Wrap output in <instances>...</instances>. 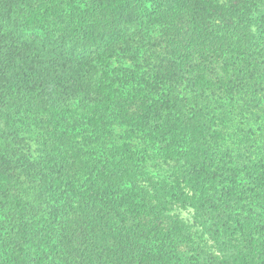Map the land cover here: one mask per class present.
<instances>
[{"label": "trees", "instance_id": "trees-1", "mask_svg": "<svg viewBox=\"0 0 264 264\" xmlns=\"http://www.w3.org/2000/svg\"><path fill=\"white\" fill-rule=\"evenodd\" d=\"M0 264H264V0H0Z\"/></svg>", "mask_w": 264, "mask_h": 264}, {"label": "rangeland", "instance_id": "rangeland-1", "mask_svg": "<svg viewBox=\"0 0 264 264\" xmlns=\"http://www.w3.org/2000/svg\"><path fill=\"white\" fill-rule=\"evenodd\" d=\"M178 212H179L180 216L182 217V219L184 221L191 222L190 221V214H191V212L189 213L188 211H183V210H180Z\"/></svg>", "mask_w": 264, "mask_h": 264}]
</instances>
